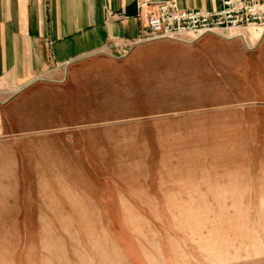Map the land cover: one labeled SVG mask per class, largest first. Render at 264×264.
I'll list each match as a JSON object with an SVG mask.
<instances>
[{
	"label": "rangeland",
	"instance_id": "374dc122",
	"mask_svg": "<svg viewBox=\"0 0 264 264\" xmlns=\"http://www.w3.org/2000/svg\"><path fill=\"white\" fill-rule=\"evenodd\" d=\"M234 36L87 58L7 102L0 264H264L262 36Z\"/></svg>",
	"mask_w": 264,
	"mask_h": 264
},
{
	"label": "crops",
	"instance_id": "0c3cea01",
	"mask_svg": "<svg viewBox=\"0 0 264 264\" xmlns=\"http://www.w3.org/2000/svg\"><path fill=\"white\" fill-rule=\"evenodd\" d=\"M172 1L183 10L214 11L223 0H0V110L22 105L43 87L69 76V66L116 54ZM259 60H264V33ZM1 117V113H0ZM4 117V116H3Z\"/></svg>",
	"mask_w": 264,
	"mask_h": 264
},
{
	"label": "built area",
	"instance_id": "2783aa9c",
	"mask_svg": "<svg viewBox=\"0 0 264 264\" xmlns=\"http://www.w3.org/2000/svg\"><path fill=\"white\" fill-rule=\"evenodd\" d=\"M154 9L133 40L114 45L116 55L124 56L135 46L157 40L190 43L206 35L232 39L239 37L233 36L237 31L264 33V0H223L214 11L183 10L172 1H162Z\"/></svg>",
	"mask_w": 264,
	"mask_h": 264
},
{
	"label": "bare ground",
	"instance_id": "6f19581e",
	"mask_svg": "<svg viewBox=\"0 0 264 264\" xmlns=\"http://www.w3.org/2000/svg\"><path fill=\"white\" fill-rule=\"evenodd\" d=\"M240 31H237V32H235V33H239ZM250 34L252 35V36H257V37H261L262 36V32H260V31H255V30H250ZM234 36V35H233ZM239 37H241V36H239Z\"/></svg>",
	"mask_w": 264,
	"mask_h": 264
}]
</instances>
